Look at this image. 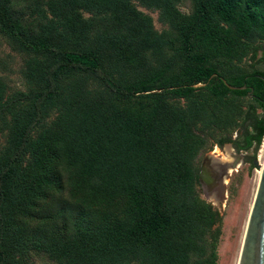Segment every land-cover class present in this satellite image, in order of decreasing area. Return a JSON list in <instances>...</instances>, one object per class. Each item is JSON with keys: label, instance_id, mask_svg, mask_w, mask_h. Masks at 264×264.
Segmentation results:
<instances>
[{"label": "trees", "instance_id": "obj_1", "mask_svg": "<svg viewBox=\"0 0 264 264\" xmlns=\"http://www.w3.org/2000/svg\"><path fill=\"white\" fill-rule=\"evenodd\" d=\"M0 36V264H218L198 159L264 137V0H0Z\"/></svg>", "mask_w": 264, "mask_h": 264}, {"label": "rangeland", "instance_id": "obj_2", "mask_svg": "<svg viewBox=\"0 0 264 264\" xmlns=\"http://www.w3.org/2000/svg\"><path fill=\"white\" fill-rule=\"evenodd\" d=\"M138 7L141 11L152 17L157 30L161 31L167 28L166 25L160 22L157 10L147 9L142 6ZM180 7L183 11L190 12V3L188 1L183 2ZM259 46L264 48V42ZM258 53L260 54V50H258ZM22 57V55L11 49L6 38L0 36V76L7 79L13 89L24 88L23 80H21L19 74V69L24 58ZM252 63L253 61L249 57L245 58L244 64L247 67ZM254 67L263 70L264 63L258 62ZM251 103L253 104V102ZM256 112L260 114L261 109L257 107ZM241 125L232 133L234 141H241L244 130L246 128L248 130L251 129L248 120L242 121ZM5 140L6 135L0 134V148L5 144ZM263 143L264 137L258 146L253 145L249 149H239L236 144L231 142L222 145L214 144L211 149L199 156V168L202 160L222 164L233 163L236 157L238 158L236 167L233 169L229 167L227 173L230 172V174L227 177L223 175V172L218 175L222 176L223 188L218 184L213 190H209L207 188L208 183L204 179H202V182L199 181L198 186L200 196L210 203L221 215V235L217 248L218 264L237 263L247 217L259 179L260 167L256 166L253 160L257 159L260 163L263 159ZM229 157L231 161L227 162L225 159ZM219 168L223 169V167ZM210 177L212 178L213 176L211 175ZM30 262L31 264H54L46 256L37 253L31 254Z\"/></svg>", "mask_w": 264, "mask_h": 264}, {"label": "water", "instance_id": "obj_3", "mask_svg": "<svg viewBox=\"0 0 264 264\" xmlns=\"http://www.w3.org/2000/svg\"><path fill=\"white\" fill-rule=\"evenodd\" d=\"M261 78L264 81V77ZM228 87L230 89L246 88L245 85L232 86L229 84ZM248 97H253L251 92L248 93ZM237 162L238 158H236L233 163L231 162L215 164L214 162L211 163L209 160L205 161L204 166L200 171L199 177L205 178L207 174L210 176L209 172L211 173V171L213 175V172L216 171V169L219 167H223V174L227 177L230 174V172L227 173V168H235ZM253 163L261 168L257 187L247 217V222L236 264H264V160L262 165L257 161V159H254ZM215 176L217 175L214 174V179L216 180ZM217 177L218 179L221 178V176ZM215 185L216 182L212 183V185H209L208 189H210L211 187H215Z\"/></svg>", "mask_w": 264, "mask_h": 264}, {"label": "flooded vegetation", "instance_id": "obj_4", "mask_svg": "<svg viewBox=\"0 0 264 264\" xmlns=\"http://www.w3.org/2000/svg\"><path fill=\"white\" fill-rule=\"evenodd\" d=\"M234 140V139H233ZM237 158V157H236ZM209 159V158H208ZM205 161H207V160H202L201 161V164H200V168H199V174H200V171H201V169H202V167L204 166V163H205ZM209 174H210V176L212 175V171H211V173L209 172ZM214 172H213V177L211 178L208 174L206 175V179L205 178H200L199 176V181H203L202 179H204V181L206 182V183H208V185H207V188L209 187V185H212V183H215L216 182V185H215V187L219 184V185H222L221 187L223 188V179H222V176H221V179H218V177L217 176H215V178H216V180L214 179ZM215 180V181H214ZM215 187H211L209 190H213Z\"/></svg>", "mask_w": 264, "mask_h": 264}, {"label": "bare ground", "instance_id": "obj_5", "mask_svg": "<svg viewBox=\"0 0 264 264\" xmlns=\"http://www.w3.org/2000/svg\"><path fill=\"white\" fill-rule=\"evenodd\" d=\"M263 149H264V143H263ZM227 162H229V161H231V158L229 157V158H226L225 159ZM263 160H264V157H263V159L260 161V164L262 165V163H263ZM261 168V167H260ZM216 169V168H215ZM229 168H227V170H228ZM223 172V169H221V168H217L216 169V171H214V173L218 176V175H220L221 173ZM218 173V174H217ZM259 173H260V170H259ZM224 175V174H223ZM225 176V175H224ZM223 176V177H224ZM223 185H224V183H223ZM222 186V185H221ZM213 194V193H212ZM214 195V194H213ZM212 200V199H211Z\"/></svg>", "mask_w": 264, "mask_h": 264}]
</instances>
